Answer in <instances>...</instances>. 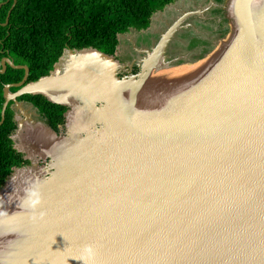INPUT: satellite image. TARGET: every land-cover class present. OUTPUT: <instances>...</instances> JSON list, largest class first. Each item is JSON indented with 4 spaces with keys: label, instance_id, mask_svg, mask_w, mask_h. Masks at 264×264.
<instances>
[{
    "label": "water",
    "instance_id": "water-1",
    "mask_svg": "<svg viewBox=\"0 0 264 264\" xmlns=\"http://www.w3.org/2000/svg\"><path fill=\"white\" fill-rule=\"evenodd\" d=\"M12 1L3 26L16 3ZM260 2L231 1L228 19L235 43L224 48L220 60L178 106L170 111L158 107L156 114L149 111L154 115L138 106L151 71L167 68L152 52L145 51V59L137 61L141 65H125L115 54L65 49L47 76L29 83L26 66L3 58L0 74L9 66L24 70V76L3 88L0 125L8 103L13 109L25 95H42L67 108L64 133L39 123L52 145L33 148L31 155L19 145V136L25 134L13 109L15 130L10 139L29 165L12 168L0 188V203L10 200L13 178L23 170L37 168V181L49 191L40 195L35 212L21 201L24 210L17 215L26 216L29 228H36L33 240L6 245L4 254L19 256L23 264H84V246L92 245L95 258L90 264H264ZM123 35L117 36L118 43ZM82 52L95 60L59 68L65 54ZM134 68L139 69L136 74ZM121 72L125 75L120 77ZM69 82L84 83L90 95L82 97L90 123L73 132L68 131V118L74 107L54 94ZM63 143L71 145L70 152L58 150ZM61 160L65 164L57 168ZM40 212L45 213L44 223L33 222L30 217ZM14 219L7 221L18 220Z\"/></svg>",
    "mask_w": 264,
    "mask_h": 264
},
{
    "label": "trees",
    "instance_id": "trees-1",
    "mask_svg": "<svg viewBox=\"0 0 264 264\" xmlns=\"http://www.w3.org/2000/svg\"><path fill=\"white\" fill-rule=\"evenodd\" d=\"M173 1L16 0L8 22L3 26L13 1L0 0V4H3L0 8V62L3 58H8L14 65L26 66L29 83L47 76L65 49L92 48L112 56L118 45L119 34H125L130 29L146 30L152 15ZM215 12L218 14L219 10ZM207 51L206 49L204 52ZM203 57L204 54L194 55L193 60ZM74 58L70 57L66 64ZM23 76L24 70L9 66L0 74V113L4 103V86L19 83ZM16 90L17 88H10L9 91ZM17 100L36 109L56 133L59 132V127L65 124V106L50 103L42 95H25ZM12 105V102L8 103L4 121L0 125V188L12 168L29 165V162L23 160L22 155L13 149L10 139L15 130Z\"/></svg>",
    "mask_w": 264,
    "mask_h": 264
},
{
    "label": "rangeland",
    "instance_id": "rangeland-1",
    "mask_svg": "<svg viewBox=\"0 0 264 264\" xmlns=\"http://www.w3.org/2000/svg\"><path fill=\"white\" fill-rule=\"evenodd\" d=\"M231 1L224 0L221 3H216L215 0H174L162 11L152 15L149 29L142 31L130 29L128 33L119 36L115 59L125 65L133 62L141 65L137 61L145 59V51L152 52V56L156 54L158 58L160 56L159 62L167 68L161 70L154 68L151 71L153 76L149 81L150 88L153 85H158L162 77L168 75L176 76L181 81H184L183 75H187L185 80L193 81L191 85L193 86L198 82L196 79L200 81L204 77V73L209 72L210 64L220 60L224 48L234 44L237 39L236 35L233 34L234 26L228 19V9L230 10V7L232 9ZM217 9L222 11L220 15L214 13ZM194 38L208 42L207 46L203 47L208 51H197L200 45L197 48L189 49V42ZM153 41L151 48L148 49L147 46H150ZM133 46L134 49H132ZM200 53L204 54V58L199 61L193 60L194 54ZM156 71H159L157 73L161 75H154ZM121 74L125 75L124 72ZM126 74H128L127 71ZM158 77L161 79H157ZM168 79L170 78L168 77ZM184 85V82L177 84L181 90ZM148 90L149 86L147 92H149ZM151 105L153 106L152 103ZM153 108L155 109V106ZM13 109L15 110L16 121L23 122L27 126L32 124V121L36 124L42 123L44 125L45 123L37 111L28 103L21 102L19 106L14 105ZM59 129L62 133L65 132L64 125ZM22 134L26 133L22 132ZM42 247L44 246L38 248L41 249Z\"/></svg>",
    "mask_w": 264,
    "mask_h": 264
},
{
    "label": "bare ground",
    "instance_id": "bare-ground-1",
    "mask_svg": "<svg viewBox=\"0 0 264 264\" xmlns=\"http://www.w3.org/2000/svg\"><path fill=\"white\" fill-rule=\"evenodd\" d=\"M260 4L264 6V0H261ZM66 56V59L64 60ZM70 57H75L72 59L69 63L71 62H83V63H91L95 60L93 56H90L87 52H82V53H69L65 54L64 57L62 58V61L64 60L63 64L62 61L60 65L62 66L66 65L67 61L69 60ZM158 59V58H157ZM214 64V63H213ZM213 64H210V68L213 66ZM59 65V66H60ZM61 66V67H62ZM59 70V68H58ZM156 74H159L157 72H154ZM163 74V73H162ZM189 74V73H188ZM161 75V74H159ZM176 75V74H175ZM153 76V75H152ZM152 76L150 78H152ZM184 81H181L178 77L174 76L171 77L170 75L168 76H163L158 82V85L156 86H151V84H148L146 88L144 89L141 98V105H138L141 109L146 108L149 111L154 112L159 111L162 109V111H170L171 107L178 106L180 103V100H182V96L184 97L185 93L190 89L193 81L191 80H185L187 75H183ZM168 77L170 79H168ZM168 79V80H167ZM198 82L199 80L196 79ZM201 81V80H200ZM174 82V84H173ZM183 83L184 82V88L181 90L177 84L178 83ZM162 85H161V84ZM149 86V92H147ZM56 97L62 101L70 102L73 107H74V112L75 113L68 118V131L73 132L77 130L79 127L84 126V123H90V114L88 111L83 112V96H87V98L90 96L87 91V87L84 83H79V82H69L65 84L60 91L56 90L54 92ZM152 94V95H151ZM54 95V97H55ZM158 98V100H156ZM172 101V102H171ZM155 106V109L151 105ZM177 102V103H175ZM149 103V104H147ZM161 104L166 106L167 104H172L167 107H162ZM158 107H161L159 109ZM147 113V112H146ZM158 113V112H157ZM150 115H154L153 113L149 112ZM75 115V116H74ZM82 118V119H81ZM26 126V128H25ZM25 128V130H23ZM73 128V129H72ZM20 130L21 133L25 132V135H20L19 136V141L20 145L24 150H26L30 155L32 154L33 148H37L39 150H42V147H48L52 145V140L50 138V135L46 132V130L43 128L42 125L39 124H32L31 127H28L24 123L20 124ZM60 152L68 153L71 151V145L68 143H63L59 146L58 149ZM65 164L63 160L60 162H57L56 167H61ZM39 170L37 168L29 169V170H23L19 171L13 178V181L11 183V189H13L14 193L11 194L10 200L6 201L5 204L0 203V212L6 213L4 217H0V222L3 223V225H0V264H9V263H14V264H23L20 261L22 259L19 258L17 255H12V254H4V251L2 248H4L6 245H20V243H26V242H31L33 240L31 236L32 230H35L36 228H29V221H26L27 217L23 215H17L18 212H23L24 208L21 205V201L23 200V205H27V199H28V193L29 191H38L40 195H44L49 191V188L46 186L40 185V183L36 179V174L38 173ZM61 183V182H60ZM59 183V184H60ZM55 187H58L55 185ZM16 190V192H15ZM25 201V202H24ZM41 205V204H40ZM9 217H14L16 222H8L7 219ZM44 223L43 220H40ZM4 227V228H2ZM36 250V249H35ZM20 257H22V254H20ZM20 262V263H19Z\"/></svg>",
    "mask_w": 264,
    "mask_h": 264
},
{
    "label": "clouds",
    "instance_id": "clouds-1",
    "mask_svg": "<svg viewBox=\"0 0 264 264\" xmlns=\"http://www.w3.org/2000/svg\"><path fill=\"white\" fill-rule=\"evenodd\" d=\"M41 198L38 191H29L28 193V199H27V205L28 207L35 212V210L38 208V206L41 204ZM6 213L0 212V217H4ZM45 216L44 212H40L39 215H32L30 219L33 222H38L40 220H43ZM84 253L85 255L81 257V259L84 260V264H90L91 261L95 258V248L92 245H85L84 246Z\"/></svg>",
    "mask_w": 264,
    "mask_h": 264
},
{
    "label": "flooded vegetation",
    "instance_id": "flooded-vegetation-1",
    "mask_svg": "<svg viewBox=\"0 0 264 264\" xmlns=\"http://www.w3.org/2000/svg\"><path fill=\"white\" fill-rule=\"evenodd\" d=\"M216 1V0H215ZM224 1V0H223ZM216 3H218L217 1H216ZM172 4V3H171ZM170 5V4H169ZM169 5H167V6H169ZM217 10H219V13H218V15H220L221 13H222V11H220V9H217ZM162 11V10H161ZM157 12H160V11H157ZM214 13L216 14V12L214 11ZM152 18V17H151ZM151 18H150V22H151ZM223 21V20H222ZM224 22V21H223ZM150 28V24H149V26H148V28L147 29H149ZM135 30V29H134ZM228 30V29H227ZM137 31V30H136ZM140 31H142V30H140ZM154 43V41L153 42H151L150 43V46H147V48L148 49H150L151 48V45ZM148 44V43H147ZM207 44H208V42H206V41H204V40H199V39H197V38H194V39H192L190 42H189V45H188V48L190 49V48H197L198 47V45H200V47H198L197 48V51L199 50V51H201L202 50V52H204L205 50H206V48H203L204 46H207ZM134 47V46H133ZM133 47H132V49H133ZM140 47H142V46H140ZM139 47V48H140ZM117 48V47H116ZM190 53H191V51H189ZM115 53H116V51H115ZM114 53V54H115ZM200 54H202V53H200ZM195 55V54H194ZM197 55H199V54H197ZM204 58V57H203ZM203 58H201V59H199V60H202ZM117 60V59H116ZM199 60H197V61H199ZM139 71V69H136V68H134L133 69V71H132V73L133 74H136L137 72ZM121 74V73H120ZM120 77L121 76H123L122 74L121 75H119ZM27 78H28V76H27ZM26 82H27V79H26ZM23 102V101H22ZM26 103V102H25ZM30 105V104H29ZM73 129V128H72ZM59 132L60 133H62L61 131H60V129H59ZM58 132V133H59Z\"/></svg>",
    "mask_w": 264,
    "mask_h": 264
},
{
    "label": "crops",
    "instance_id": "crops-1",
    "mask_svg": "<svg viewBox=\"0 0 264 264\" xmlns=\"http://www.w3.org/2000/svg\"><path fill=\"white\" fill-rule=\"evenodd\" d=\"M128 32H129V31H128ZM128 32H127V33H128ZM125 34H126V33H125ZM118 44H119V43H118ZM133 49H134V47H133Z\"/></svg>",
    "mask_w": 264,
    "mask_h": 264
}]
</instances>
